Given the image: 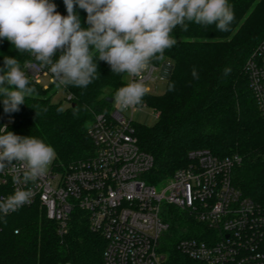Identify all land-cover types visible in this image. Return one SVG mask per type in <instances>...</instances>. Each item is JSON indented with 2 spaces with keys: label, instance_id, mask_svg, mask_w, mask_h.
<instances>
[{
  "label": "trees",
  "instance_id": "obj_1",
  "mask_svg": "<svg viewBox=\"0 0 264 264\" xmlns=\"http://www.w3.org/2000/svg\"><path fill=\"white\" fill-rule=\"evenodd\" d=\"M66 14L63 0H50ZM235 19L226 32L215 25L194 22L188 30L179 26L172 35L177 43L165 51L161 67L171 63L163 94L145 93L141 105L155 112L154 126L136 125L140 151L154 160L145 180L161 186L180 169L189 166V154L208 150L220 159L239 157L232 172L233 186L244 197L264 206V121L250 88L246 64L264 40V0H229ZM81 27L88 28L87 13L77 5ZM19 60L21 68L27 55L11 43L0 42V68L4 57ZM98 78L86 88L67 86L74 99L69 108L54 103L41 86L30 82L36 93L26 97L19 111L5 112L0 98V127L16 135L41 139L55 150V166H69L94 156L88 131L99 114L109 115L108 99L128 84V75L112 73L110 65L96 60ZM195 67L199 78L194 79ZM226 67L232 69L223 75ZM169 83L175 90L169 91ZM63 111H58V109ZM162 217L170 230L160 240L163 264H198L178 250L183 239L210 241L205 226L186 212L163 205ZM6 221V222H5ZM0 264H104L105 239L90 229L87 214L73 211L69 232L61 238L57 223L49 221L39 206L25 208L9 217H0ZM16 232H18L16 234Z\"/></svg>",
  "mask_w": 264,
  "mask_h": 264
},
{
  "label": "built area",
  "instance_id": "obj_2",
  "mask_svg": "<svg viewBox=\"0 0 264 264\" xmlns=\"http://www.w3.org/2000/svg\"><path fill=\"white\" fill-rule=\"evenodd\" d=\"M56 11L67 15L58 5ZM3 41L9 42L0 39ZM25 54L27 60L22 70L31 83L45 91L57 88L66 92V87L58 86L47 67H41L28 52ZM171 68V63L161 67L151 64L142 74L146 93H153L148 86L168 81ZM246 71L264 121V40L248 60ZM132 79L128 76V83ZM73 99L67 93L69 104ZM111 105L110 114L97 115L88 131L94 156L65 171L59 170L53 161L43 177L27 185L34 192L31 202L5 217L39 206L49 221L57 223V233L63 238L69 232L73 211L81 210L87 214L91 231L100 234L107 243L104 264H163L159 245L170 225L162 217V207L168 205L205 226L211 237L208 242L197 239L179 242V252L191 261L264 264V206L244 197L233 186L232 172L240 162L239 157L220 159L208 150L191 152L189 166L177 171L159 192V186L145 180L154 160L140 151L135 136L134 116L142 105L123 111L114 102ZM16 187L11 171L0 172V199L14 194Z\"/></svg>",
  "mask_w": 264,
  "mask_h": 264
},
{
  "label": "clouds",
  "instance_id": "obj_3",
  "mask_svg": "<svg viewBox=\"0 0 264 264\" xmlns=\"http://www.w3.org/2000/svg\"><path fill=\"white\" fill-rule=\"evenodd\" d=\"M63 2L66 16L58 13L50 0H0V39L47 67L58 86L86 88L98 78L96 60L107 62L112 73L134 78L114 93V105L121 111L141 104L146 93L142 74L154 60L163 61L165 51L177 43L174 29L179 26L187 31L188 24L194 22L226 32L235 19L229 0ZM77 5L87 13L88 28L81 27ZM231 71L226 67L223 75ZM192 76L199 78L195 67ZM168 90L174 91L175 84L169 83ZM35 93L19 60L5 56L4 68H0L4 111H19L26 97ZM55 157L54 148L41 139L22 137L0 127V172L11 171L12 182L18 186L14 194L0 199V213L7 216L31 202L34 192L27 185L43 177Z\"/></svg>",
  "mask_w": 264,
  "mask_h": 264
},
{
  "label": "rangeland",
  "instance_id": "obj_4",
  "mask_svg": "<svg viewBox=\"0 0 264 264\" xmlns=\"http://www.w3.org/2000/svg\"><path fill=\"white\" fill-rule=\"evenodd\" d=\"M172 65V64H171ZM128 80V78H127ZM46 83V81H45ZM153 90L155 94H163L166 91L167 80L161 81L157 84V86H148ZM49 95L52 97V101L57 104H61L63 108H69L71 104L67 101V93L64 90L54 88L50 91ZM157 119L155 117V112L151 108L146 106H142V110L137 112L134 116V124L136 125H145L148 127H152L156 124ZM50 167V166H49ZM49 170V168H48ZM167 184H163L158 187V191L161 192L166 188ZM0 217H4L0 213Z\"/></svg>",
  "mask_w": 264,
  "mask_h": 264
},
{
  "label": "water",
  "instance_id": "obj_5",
  "mask_svg": "<svg viewBox=\"0 0 264 264\" xmlns=\"http://www.w3.org/2000/svg\"><path fill=\"white\" fill-rule=\"evenodd\" d=\"M107 101L109 104H112L114 102V99L109 98Z\"/></svg>",
  "mask_w": 264,
  "mask_h": 264
}]
</instances>
